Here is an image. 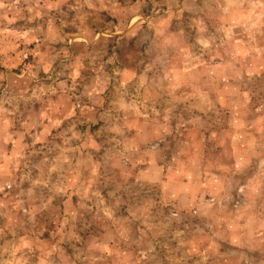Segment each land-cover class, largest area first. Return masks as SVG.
Here are the masks:
<instances>
[{
	"label": "rangeland",
	"instance_id": "rangeland-1",
	"mask_svg": "<svg viewBox=\"0 0 264 264\" xmlns=\"http://www.w3.org/2000/svg\"><path fill=\"white\" fill-rule=\"evenodd\" d=\"M0 264H264V0H0Z\"/></svg>",
	"mask_w": 264,
	"mask_h": 264
}]
</instances>
